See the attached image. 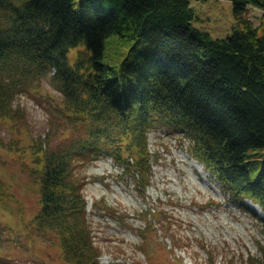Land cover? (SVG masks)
I'll return each mask as SVG.
<instances>
[{
	"label": "trees",
	"instance_id": "16d2710c",
	"mask_svg": "<svg viewBox=\"0 0 264 264\" xmlns=\"http://www.w3.org/2000/svg\"><path fill=\"white\" fill-rule=\"evenodd\" d=\"M231 1V34L214 39L193 26L190 0H0V120L17 118L15 98L47 78L61 95L57 143L33 151L40 166L31 223L37 233H55L67 264H102L85 210L86 167L110 158L143 195L153 160L147 134L157 128L184 131L191 157L264 212V21L254 27L247 17L252 6L264 18V0ZM112 36L141 38L150 48L126 81L104 57ZM4 191L0 182V201ZM93 211L116 213L104 200L94 201ZM137 213L145 243L154 231L146 216L165 221L164 209L157 218L148 207ZM4 227L8 236L0 239L10 243L12 230ZM256 246L257 255L226 264H264V242ZM200 249L203 264H215L213 252ZM139 250L146 264H177Z\"/></svg>",
	"mask_w": 264,
	"mask_h": 264
},
{
	"label": "rangeland",
	"instance_id": "374dc122",
	"mask_svg": "<svg viewBox=\"0 0 264 264\" xmlns=\"http://www.w3.org/2000/svg\"><path fill=\"white\" fill-rule=\"evenodd\" d=\"M190 7L192 24L198 30L208 32L214 39L231 34L235 22L231 0H190ZM261 16L259 8L249 6L247 17L254 27L264 21ZM75 50L70 55L72 60ZM149 53L148 44L141 38L121 42L112 36L107 39L104 57L126 81L134 66L144 63ZM57 85L48 78L43 80L32 92L15 98L13 105L20 110L17 118L0 120V182L5 187V197L0 201V236L8 234L4 227L7 226L13 238L10 243L0 239V264H67L55 233H37L31 223L39 198L34 170L40 166L33 160V151L54 146L55 129L63 127ZM164 131L154 129L147 134V148L153 160L143 195L128 176L120 178L122 169L110 159L101 158L86 167L85 210L93 221L95 242L103 249L99 261L146 264V255L139 250L142 246L152 252L153 258H172L177 264H196L195 260L203 264L205 254L200 246L213 252L215 264H226L230 258L239 261L248 253L257 255V242H264V217L249 199L240 204V199L200 162L193 165L191 158H186L190 140L184 131L171 135ZM10 142L13 150L8 148ZM99 200L116 213L100 216L94 212L93 202ZM213 202L217 207L212 206ZM147 207L156 218L157 212L164 209L165 221H154L147 215L154 231L143 243L139 229L145 228L146 223L137 212ZM173 233L180 235L178 243L171 239Z\"/></svg>",
	"mask_w": 264,
	"mask_h": 264
},
{
	"label": "bare ground",
	"instance_id": "6f19581e",
	"mask_svg": "<svg viewBox=\"0 0 264 264\" xmlns=\"http://www.w3.org/2000/svg\"><path fill=\"white\" fill-rule=\"evenodd\" d=\"M254 209H256L257 213L264 217V212L261 211L258 205L250 203Z\"/></svg>",
	"mask_w": 264,
	"mask_h": 264
}]
</instances>
